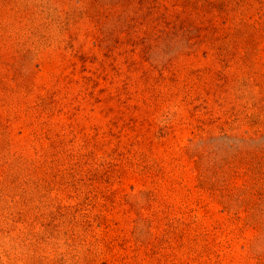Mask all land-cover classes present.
I'll use <instances>...</instances> for the list:
<instances>
[{
    "label": "rangeland",
    "instance_id": "374dc122",
    "mask_svg": "<svg viewBox=\"0 0 264 264\" xmlns=\"http://www.w3.org/2000/svg\"><path fill=\"white\" fill-rule=\"evenodd\" d=\"M0 264H264V0H0Z\"/></svg>",
    "mask_w": 264,
    "mask_h": 264
}]
</instances>
